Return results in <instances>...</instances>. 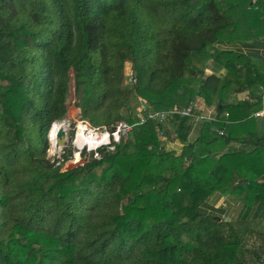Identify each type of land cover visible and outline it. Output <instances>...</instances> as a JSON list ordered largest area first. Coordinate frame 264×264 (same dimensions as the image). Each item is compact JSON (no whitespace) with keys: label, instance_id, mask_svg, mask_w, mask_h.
Instances as JSON below:
<instances>
[{"label":"trees","instance_id":"obj_1","mask_svg":"<svg viewBox=\"0 0 264 264\" xmlns=\"http://www.w3.org/2000/svg\"><path fill=\"white\" fill-rule=\"evenodd\" d=\"M261 39L264 0H0V264L261 263L264 56L218 48ZM213 60L225 76H206ZM72 93L80 119L132 129L64 168L73 147L52 161L48 134ZM199 97L217 120L167 149L158 130L194 116L147 112ZM215 195L257 215L226 220L208 210Z\"/></svg>","mask_w":264,"mask_h":264},{"label":"crops","instance_id":"obj_2","mask_svg":"<svg viewBox=\"0 0 264 264\" xmlns=\"http://www.w3.org/2000/svg\"><path fill=\"white\" fill-rule=\"evenodd\" d=\"M218 48L221 51H233L235 53H239L243 55L258 54V55L264 56V39H261L257 42H249V43L222 42L218 44ZM206 73L208 75L216 74L218 76H225L226 69L223 67L221 63L213 60L209 63L206 69ZM244 96L245 94L241 93L237 95L236 97L238 99H241ZM263 103H264V97H263ZM199 110L201 113L200 115L202 116L205 115V117L211 121L217 120L219 116V112L216 109V107L214 105H207L205 102L203 106L201 107V109ZM261 110H264V105L258 111H261ZM193 118H194V121H193L192 126L185 127L186 130H183L182 128H180L178 123H176L175 121L167 123L169 134H168V138L165 141H163L167 149L174 150L178 154L181 153L186 143L182 140L181 135L185 134L186 131H187L188 141H193L197 138L199 130H200V126H201L200 121L202 120V118H200V116H197L196 114L194 115ZM220 202H221V205H220ZM208 204H210L209 209H208L209 211H211L215 207L213 212H216V213L219 212L220 215H222L224 219L229 220V221H236V220L242 219L244 211L246 213V219H249L248 217H251L253 215H257V212H258L257 207H254V206L244 207V204H242L237 199L231 198V197H225L223 195H215L211 197L208 200ZM216 209H219V211H217ZM251 239L254 240L253 236ZM263 260H264V254L262 255V262L258 264H264Z\"/></svg>","mask_w":264,"mask_h":264},{"label":"built area","instance_id":"obj_3","mask_svg":"<svg viewBox=\"0 0 264 264\" xmlns=\"http://www.w3.org/2000/svg\"><path fill=\"white\" fill-rule=\"evenodd\" d=\"M147 117L149 119L155 120V121H165L166 119L173 118L175 115H183V116H194L195 115V108L193 105L188 106H181L176 107L171 110L167 111H148ZM256 116L264 115V110L257 111L255 113ZM145 121V116H141L140 121L138 122L143 123ZM58 122H65L66 121H58ZM77 122V121H76ZM89 122V121H88ZM70 126V125H69ZM69 128V127H68ZM77 128H78V122H77ZM132 129V125L127 123L126 121H118L112 128L102 127L97 128L96 126L92 125L90 122L85 127V134L88 136H94L95 137V144L92 146L88 143L80 142L76 143L78 131L76 132V135L74 136L73 144L75 146L74 149V155L79 156V164L84 165L85 161L87 159H99L101 156V149H106L108 151H114L115 147L118 143L125 140L129 134V132ZM50 132V131H49ZM160 138L163 137L162 130H158ZM219 133H223L220 131ZM48 139L50 142V146L48 148V155L51 158L52 161L55 159H60L61 154L64 152V147L58 146V149L52 150V144H51V135L48 134ZM67 139H68V131H67ZM59 164V163H57Z\"/></svg>","mask_w":264,"mask_h":264},{"label":"rangeland","instance_id":"obj_4","mask_svg":"<svg viewBox=\"0 0 264 264\" xmlns=\"http://www.w3.org/2000/svg\"><path fill=\"white\" fill-rule=\"evenodd\" d=\"M126 70H127V72H129L128 73L129 74L128 81H131V80L134 81V79L131 76L132 75V73H131L132 70H131L130 65L127 66ZM205 73H206V71H205ZM206 76H208L207 73H206ZM74 98H75V95H74V93H72L71 97L69 98V104H70V110L68 112L69 115H68V117L66 119H64L66 121V123H68L70 125L69 128H68V141L66 142L65 147H67V145L69 143H70L69 146L70 147H73V153H72V156H71V159H70L71 162L69 164H66L64 166V168L74 167V166H76V165L79 164L80 157L79 156H76V155H75L76 157L73 156L74 149H75V146L73 144V140H74V136L76 135L77 130L79 129L76 143H80V142H84L85 143V140H84V139H86L85 134H84V132L82 133V131L80 130V127L79 126L80 125H83L84 126V131H85V127L89 124V122L87 120H84V119H80L79 118V113H78V116L76 115V109H75L76 105H75L74 100H73ZM196 103L198 105L197 104L194 105L195 114L197 116H200V118H202V119H208V118L205 117V115H203V116L200 115L201 113H200V110L199 109H201V107L204 104L203 99L200 98V97L197 98L196 99ZM146 106L147 105L144 102L139 107H137V109L139 111H141V110L145 109ZM197 107H198V109H197ZM64 120H61V121H64ZM76 121L78 122V128H77V122ZM96 127L97 128H102V126H96ZM104 127L109 128L108 126H104ZM161 139H162V141H165L167 138H166V136H163V137H161ZM49 155H47L48 158H50ZM56 165H58V164L56 163ZM220 205H221V202H220ZM260 219H262V220H260ZM259 220L255 221V223H254V228H253L254 232L252 233V235L254 234V236L256 238L254 236H253V238L256 239L255 241L257 242L258 246L260 245L259 250L264 251V219L263 218H259ZM251 241L253 243L254 240L251 239Z\"/></svg>","mask_w":264,"mask_h":264},{"label":"bare ground","instance_id":"obj_5","mask_svg":"<svg viewBox=\"0 0 264 264\" xmlns=\"http://www.w3.org/2000/svg\"><path fill=\"white\" fill-rule=\"evenodd\" d=\"M62 126L61 122H57L53 127H52V131H51V144H52V150L54 149H58V145H57V138H56V133L59 130V128ZM80 130L82 131V133L84 132V126L80 125ZM85 134V132H84ZM82 135V134H81ZM86 139L85 143H89L90 145L93 146V144H95L96 140L94 136H88L85 134Z\"/></svg>","mask_w":264,"mask_h":264},{"label":"water","instance_id":"obj_6","mask_svg":"<svg viewBox=\"0 0 264 264\" xmlns=\"http://www.w3.org/2000/svg\"><path fill=\"white\" fill-rule=\"evenodd\" d=\"M58 121H55L50 129L49 136L51 135L52 127L57 123ZM62 126L59 128V130L56 133V138H57V145L65 147L66 142H67V131L69 124H65V122H61Z\"/></svg>","mask_w":264,"mask_h":264}]
</instances>
